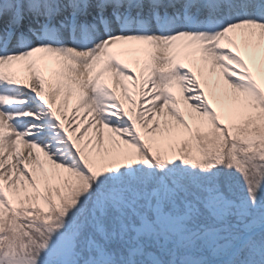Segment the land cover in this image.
<instances>
[{
  "label": "snow or ice",
  "instance_id": "1",
  "mask_svg": "<svg viewBox=\"0 0 264 264\" xmlns=\"http://www.w3.org/2000/svg\"><path fill=\"white\" fill-rule=\"evenodd\" d=\"M0 264H264V0H0Z\"/></svg>",
  "mask_w": 264,
  "mask_h": 264
}]
</instances>
